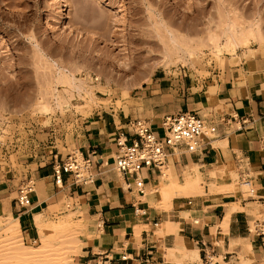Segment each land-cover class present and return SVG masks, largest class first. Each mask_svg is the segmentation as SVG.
Instances as JSON below:
<instances>
[{
    "label": "crops",
    "instance_id": "obj_1",
    "mask_svg": "<svg viewBox=\"0 0 264 264\" xmlns=\"http://www.w3.org/2000/svg\"><path fill=\"white\" fill-rule=\"evenodd\" d=\"M195 84L183 88L175 104L164 102L162 93L148 95L147 88L132 98L142 103L93 112L75 136L76 150L29 168L33 183L43 180L46 198L35 191L32 204L21 207L13 203L17 187L1 181L0 211L17 216L24 239L34 240V213L45 214L64 194L76 219L85 222L73 264H259L264 258V54L225 64ZM180 111H196L208 123L201 149L168 148L161 172L116 170V142L131 138V122L146 120L161 135V119ZM71 153L90 157L91 183L74 184L67 173L56 181V166ZM165 169L182 185L202 175L203 189L188 188L189 195L182 190L165 200L160 193ZM221 170L222 176L212 175ZM256 209L262 218L255 217ZM181 248L193 251L194 258L183 259Z\"/></svg>",
    "mask_w": 264,
    "mask_h": 264
},
{
    "label": "rangeland",
    "instance_id": "obj_2",
    "mask_svg": "<svg viewBox=\"0 0 264 264\" xmlns=\"http://www.w3.org/2000/svg\"><path fill=\"white\" fill-rule=\"evenodd\" d=\"M229 15L261 19L264 28V0H0V182L17 187L10 191L16 198L33 167L48 164L54 154L65 158L76 150L75 136L93 112L142 103L132 98L147 88L148 95L162 93L164 102L178 103L188 84L199 83L197 88L215 69L249 58L242 49L216 56L211 48L208 30L221 33L218 26ZM166 25L192 46L202 45L194 60L167 64ZM254 47V53L264 54V46ZM58 68L72 69L93 93L66 92L53 80ZM57 97L64 103L58 107ZM47 100L50 110H40ZM7 217V211H0V264H12L9 252L41 242L37 229L34 240H25L22 231H12V237L5 230ZM64 218L77 215L63 194L45 211L44 221L57 224ZM75 234L57 232L44 254L46 261L54 263L64 253L74 257L76 249L62 246L73 245Z\"/></svg>",
    "mask_w": 264,
    "mask_h": 264
},
{
    "label": "bare ground",
    "instance_id": "obj_3",
    "mask_svg": "<svg viewBox=\"0 0 264 264\" xmlns=\"http://www.w3.org/2000/svg\"><path fill=\"white\" fill-rule=\"evenodd\" d=\"M65 12H66V9H65ZM62 17L63 19H65L64 10H63ZM162 23H163V20H162ZM261 23H262V20L257 19V18H254L253 20L252 19L246 20L244 18H241L238 15L227 16L223 20V22L218 26L221 29V33H218V31L216 32L212 28L208 30V40L211 41V43L210 42L209 43L212 46L211 48H213L214 50L213 52H216V56L224 52L230 55H236L238 53V50L242 49L243 50L242 52L245 56L251 57V55H253L254 51L256 50V48L254 47V44L259 45V47L264 46V28L262 26L263 23L262 24ZM166 29L168 32V35H166V37H168L169 39V41L167 42L169 43L166 44L164 42L165 44L163 48L164 49L163 59L167 61V64L175 63L176 61L185 62L188 58L194 60L199 55L200 48L202 46L201 44H200L201 46L194 47L191 44H189L187 41L182 39L181 37H178L177 34L175 36V34L172 33L173 31L172 29H170L169 31L168 25H166ZM53 80H55L54 82L56 84L66 87V90H67L66 92L69 91L70 93H72L71 91L77 90L79 93H82V92H84L85 94L93 93V87L88 85L85 79L77 78L75 73L72 71V69L58 68ZM56 99L54 101L56 103V106L58 107V105H61L63 103V100H61V97H57ZM44 101L43 103H40L39 109L43 111L50 110V105H51L50 101L47 100L48 101L47 104H45ZM212 175L222 176L223 171L222 170L212 171ZM204 184H205V181L202 175H198L194 178H189L186 181L185 185H182L178 182H173L170 178L169 171L165 169L163 177H162V182L160 184V193L165 200L170 201L175 194L181 193L182 190H183L182 194L189 195V194H186L188 193L187 191L188 188L192 189L193 193H194L193 190L201 191L203 189ZM34 190L38 192L41 200L46 198L43 180L40 179L35 182ZM73 214L76 215V212ZM7 216H8L7 217L8 220L5 225L6 226L5 228L7 229L5 228L4 229L8 230L11 233L12 231L13 233L16 232L14 234L19 235V232H21V228H20V224L18 221V217L13 215L9 211H7ZM34 222L36 223L37 231L40 235V240H41L40 244L37 247H23L22 246V247H19L18 251L16 252H9L10 254L9 257L12 260V264H73V257L68 256L66 253H64L65 257H61L57 261H54V263L49 262V260L46 261L44 254L47 248L52 243L54 236L59 231L65 233L71 230L76 233L74 235L75 240L72 242L73 245H68L66 242L65 244L67 245L62 246V248L65 250L66 248H70V247L76 249V245L83 241L82 233H83L85 222L82 219L73 218L70 220V219L64 218L57 224L56 223L47 224L44 221V214L42 210H38L34 213ZM14 234L12 237H14ZM1 243H2V240L0 241V244ZM181 249L179 251L183 259H186L187 257H190V256H192L191 259L194 258L193 251H188L185 249L181 250Z\"/></svg>",
    "mask_w": 264,
    "mask_h": 264
},
{
    "label": "built area",
    "instance_id": "obj_4",
    "mask_svg": "<svg viewBox=\"0 0 264 264\" xmlns=\"http://www.w3.org/2000/svg\"><path fill=\"white\" fill-rule=\"evenodd\" d=\"M131 127V138L120 136L116 142L118 150L114 159L115 168L123 175L137 173L143 167L158 168L161 172L167 161L168 148L174 151L179 147H185L189 152H196L203 146L208 130L205 120L196 111H180L165 115L160 122L161 135L143 119L134 120ZM91 163L89 156L80 157L71 153L66 160L56 166V181L60 182L62 173H67L72 177L74 184L91 183L93 181L90 174ZM34 192L32 179H27L18 188L15 203L21 207H29ZM259 264H264V258Z\"/></svg>",
    "mask_w": 264,
    "mask_h": 264
}]
</instances>
